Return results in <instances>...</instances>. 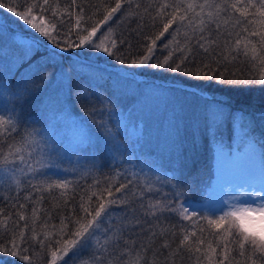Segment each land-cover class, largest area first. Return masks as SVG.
Masks as SVG:
<instances>
[{"label":"snow or ice","instance_id":"obj_1","mask_svg":"<svg viewBox=\"0 0 264 264\" xmlns=\"http://www.w3.org/2000/svg\"><path fill=\"white\" fill-rule=\"evenodd\" d=\"M0 10L13 14L39 34L24 40L12 79L0 73V96L11 94L20 109L17 112L15 105L11 109L0 106V189L9 193L20 189L16 196L30 189L23 196L27 203H12L11 196H0L15 209L6 213L0 208V254L34 264L32 256L38 244L42 253L50 255L46 264H69L85 252L88 258L81 264H177L176 257L181 253L187 254L193 264H264V147L257 158V144L249 132H245V152L237 160L241 183L234 185L236 194L224 202L218 214H198L187 201H181L183 181L176 170L170 178L157 177L155 182L149 178L140 183L138 177L134 179L135 173L121 170L118 162L113 171L116 183L112 176H105L103 184L93 181L95 190L86 200L80 198L78 208L63 199L71 210L67 215L60 214L56 225L52 220L59 204L51 210L41 205L46 192L52 195L54 190L59 191L61 198L75 192L73 181L52 178L58 172L51 157L59 153L63 141L58 142L53 135L50 143L46 137L52 126L32 127L23 108L49 81L44 74L46 66H61L70 59L72 49L104 54L106 62L126 69L125 77L147 69L170 74L173 80L197 82L192 86L201 89L211 84L264 89V0H0ZM125 24H135L131 33L147 41L139 50L118 32ZM147 27L159 31L144 35ZM41 49L44 55L33 64V57ZM25 62L28 66L20 72ZM60 71L68 81L69 95L87 113L95 115L96 103L104 102L95 90L99 85L74 73L77 80L73 87L72 76L63 68ZM226 106L227 99L213 96L205 100L204 120L209 129L225 122ZM61 113L67 115L63 104ZM232 118L241 122L246 119L242 112L232 114ZM73 127L66 147L81 151L101 142L83 124L74 122ZM97 127L103 132V147L118 161L124 153L116 135L103 121ZM95 161L94 152L89 161L92 168H97ZM157 182L160 186L154 187ZM165 185L169 188L166 193L162 191ZM172 218H178L177 224L166 223ZM184 221L192 230L181 226ZM37 227L46 230L41 239ZM141 235L146 242L134 238ZM178 235L182 238L173 248ZM157 240L161 241L159 251L153 247ZM0 264L6 261L0 260Z\"/></svg>","mask_w":264,"mask_h":264},{"label":"rangeland","instance_id":"obj_2","mask_svg":"<svg viewBox=\"0 0 264 264\" xmlns=\"http://www.w3.org/2000/svg\"><path fill=\"white\" fill-rule=\"evenodd\" d=\"M12 20L13 22L9 25L0 20V36H3L0 38V73L7 75L8 79L19 63L18 58L21 54L13 57L14 55L7 56L6 53L1 51L10 42L18 41L21 44L19 45L22 52L24 40L33 35L27 32L19 34L20 30L31 29L27 28L24 22L19 21L14 15ZM4 24L10 26L7 33ZM95 58L83 61L88 64V69H90L87 76L92 79L94 84L99 86H102L106 79L113 80L114 91L117 93L116 99H112L110 102L111 107H102L105 110L104 117L101 114L102 108L96 104V113L92 115L93 118H86V115H84L86 110L82 105L75 102L74 96L69 95L68 81L65 76L61 75L60 71L62 66H54L58 69L56 75L42 85L44 88L37 95H34L23 105L25 117L32 127L43 129L51 125L52 128L49 129L46 138L51 143V139L55 135L58 142L63 141L59 144V153L51 157L56 164L54 171L58 172V175L52 178H66L69 180L68 176L73 173H80V170L84 167L89 168L87 163L92 160L94 152L96 153L95 162L97 165H100L101 162L104 163L103 159H105V162L115 161L112 159V154L103 147V132L97 127L101 121L108 128H111L116 135L117 141L122 146L121 151L124 153V156L121 157H123V160L128 161L129 168H133V163L140 162L142 159L144 162L142 164L143 169L150 168V159L165 166L171 165L169 158L173 154L175 146L181 143L180 117L186 109L196 107L197 103L185 100L178 92L174 94L172 90L164 91L152 89L151 87L145 89L143 82L146 81V77L144 75L136 74L132 77H125V68L111 65L108 62L97 61ZM67 69L63 68L64 72L72 76L69 66ZM78 73L80 74V72ZM104 74L111 76V78H104ZM203 96H207V94ZM203 101L205 102V100ZM62 104L67 109V115L61 113ZM7 105L10 107L9 109L13 107L11 103ZM16 108L19 112V105ZM27 109L35 110L36 113L33 114ZM198 109L199 106L196 110ZM228 111L226 107L225 112ZM96 114L99 117L101 116L99 120ZM34 120L38 122L32 123ZM74 122L91 129L95 137L101 138V142L94 146H85L84 150L81 151H74L71 147H66L68 140L72 138L74 133ZM224 123L220 125V128L225 127ZM235 123L234 127L236 128L238 122ZM240 129H243L242 133L237 134L239 130H236L230 147H227V144H218L215 148V179L211 188H207L205 201L201 202L206 208L213 211L224 208V202L228 201L230 196L236 194L234 185L241 183L237 160L245 152L244 140L246 137H243V134L246 131L248 132V127ZM41 148L45 152L47 151L43 145H41ZM260 149L257 145V158ZM103 153H105V158L102 155ZM45 159L48 160L47 155H45ZM68 171L73 173H65ZM225 210L227 209L225 208Z\"/></svg>","mask_w":264,"mask_h":264},{"label":"trees","instance_id":"obj_3","mask_svg":"<svg viewBox=\"0 0 264 264\" xmlns=\"http://www.w3.org/2000/svg\"><path fill=\"white\" fill-rule=\"evenodd\" d=\"M95 2L96 0H92V3ZM119 16L120 13H117V17ZM12 18L13 14L7 13L6 10H0V20H3V22L9 25L13 22ZM6 24L4 25L7 28V33L10 30V26ZM135 26V24H132L130 26L127 24L122 25L121 28L118 29V32H123L124 38L128 39L133 45L136 46L137 50H139V46L147 43V41L143 36L137 37L134 33H131V29L135 28ZM158 31L159 28L147 27L144 29V35H153L155 33H158ZM23 32H27L28 34L30 33L37 36L39 35L38 33H34V30L28 29H24V31L20 30L19 34H24ZM2 37L3 36H0V38ZM19 37L21 38V36ZM159 43L160 42H157V47H159ZM19 44L20 43L18 41H14L12 43L10 42L7 46L5 45L4 50H2L1 52L6 53L7 56L14 55L13 57H16L22 53L20 48L21 44ZM166 54L167 53H163V55ZM42 55H44L43 49H41V51L36 53V55L33 57V64L35 63V61L39 60ZM69 55L70 59H65L61 66L64 69H67V67L69 66V69L72 72L73 87H75L74 84H76L77 80V76L74 73L80 72V74H82L83 76H87V72L90 71L87 66L88 64L83 62L85 59L91 60L96 57L95 59L97 61L106 62L104 54L99 52L94 53L84 49H72ZM161 58H163V56H161ZM107 59L110 61V58ZM108 63L114 66H120L118 64H115V62ZM27 66L28 64L27 62H25L23 67L20 68V72L22 70L24 71ZM57 70L58 69L55 68L53 64H48L44 69V74L51 78L56 75ZM12 73H16V68H14ZM137 74L144 75L146 77V81L143 82V84H145V89H150L151 87L152 89H160L164 91L172 90L174 94L178 92V94L182 98H184L185 100L193 101V103L195 102L197 103V106H199L198 110H196L197 106L193 107L192 109H186L180 117V132L182 133L181 143H178L175 146L174 152L169 158V161L172 164L165 166L150 159V168L147 167V169H143L142 164L144 162L142 159L140 162L133 163V168H129V164L125 163L123 157L120 156L118 161L110 160L111 162H105V159H103L104 163L101 162L100 165H97V168H92L91 165L87 163L89 168L84 167L82 170H80V173L77 174L70 171L65 172L73 173L67 178H70L69 180L73 181L72 187L75 189V192H70L68 196L63 198L59 196V191L54 190L52 195H49L46 192L44 193L46 199L41 205L42 208L51 210L53 209L54 205L59 204L58 207H55V218L52 220L53 224L59 225V215H67L71 210L69 207H66L62 203L63 199H68L69 205L76 206L78 208L80 198L83 196L86 200L87 195L95 190L93 181L100 180L103 184L105 176H112V182L116 183V178L113 175V171L118 162L121 170L127 169L130 173H135L136 177H134V179L138 177L140 183H144L146 179L149 178L154 182L156 181L157 177L163 179L165 176H167L170 178L174 174L173 170H176V174L179 175L180 180L183 181L182 191L184 192V195L181 197V201H187V206L190 207L191 210L196 211L198 214L202 213L205 216H208L210 214H218L219 211H213L209 208H206L201 203L203 202V200L205 201L207 188H211L215 179L216 145L221 144L220 142L222 141V144H227V147H230L232 145L234 134H236V130H239L237 134H240L243 130L240 128H243L245 127L244 125H246V128L248 127V132L250 133V135L255 138L256 144L260 148L264 147V89L255 86L248 88H234L228 86H218L215 84H211L208 87L201 89L192 86L197 82L189 81L185 78H178L176 80H173L170 74L161 75L160 73L154 72L153 70L146 69L144 71H137ZM17 75L19 74L17 73ZM104 75V78H111V76H108L106 74ZM11 79L12 75L9 77V80ZM110 80L111 79H106V81L103 82L102 86H99L95 89L101 100L104 101L103 103H96L100 108L108 106L111 107V100L116 99L117 93L114 91L115 86L112 83L113 80ZM161 87H163L164 89ZM188 87H191L193 89L189 90ZM42 88L44 87L41 86V89ZM199 91L207 93V96L211 97L203 96V94H200ZM106 96H110L111 99H107ZM213 96H215L216 100L227 99L226 107L228 108V110H230V112H226L227 119L224 123L225 127L223 129L220 128V126H213L211 129H209L206 126L204 120L205 102L203 100L210 101ZM15 102L16 101L11 96V94L0 96V106L10 108L7 104L11 103V105L14 106ZM27 110L33 114L36 113L35 110ZM104 111V108H102L101 114L103 117L105 116ZM241 112L246 118L245 121L241 122L239 119H236L234 121L232 118V114H237L238 116V114ZM84 115H86V118H93L92 114H89L87 112ZM100 117L99 115H97L98 120ZM235 122H238V127L236 128L234 127L236 125ZM132 124L135 125L134 123ZM243 137H245V133L243 134ZM102 155L104 158L106 157L105 153H103ZM171 183L175 184L176 181L172 180ZM159 186L160 185L158 182L154 183V187ZM29 190L30 189H25V191L20 192L19 196H16L15 192L20 191V189H16L12 193H9L6 189H0V196H11L12 203H27L26 201H24L23 196L25 192ZM162 191L165 193L168 192V186L165 185L162 188ZM69 197H74V199ZM0 208H4L6 213L9 211H15V209H12L11 203H9L7 199L0 200ZM30 211L31 205L29 204L28 212L30 213ZM177 219L178 218H172L166 221V223L169 225H175L177 224ZM23 223L24 222H21V225ZM28 223L31 227V216L28 217ZM181 226H187L189 230H192V226L189 225L187 221L182 222ZM0 231H2V228H0ZM45 231V229L37 227V233L39 234L38 239L43 238V234ZM3 238L6 239L7 235L5 234ZM134 238L138 240H145V237L142 235ZM181 238L182 236L178 235V237L175 239V243L173 244V248H175V245L179 243V239ZM160 243L161 241L157 240L153 244V247L157 251L160 250ZM204 247H206V245ZM219 251L220 249L218 248L217 252L219 253ZM29 254L32 255V253ZM164 255H167V251L164 252ZM71 256L72 254L69 253V257ZM149 256H151V253H149ZM181 256H183V259H181ZM181 256L176 257L177 264H193V261H190L187 258V254L181 253ZM69 257H65V259L68 260ZM32 258L34 260V264H46V262L50 260V255L42 253L37 244L35 248V255H33ZM87 258L88 253L85 252L80 258H75L74 262L72 260H69V264H81V260H86ZM217 259H219V257H217ZM0 260L6 261V264H13V262H15V264H26V262L19 260L18 257L4 256L3 254H0ZM162 261L163 257H161V262ZM204 264H207V262L205 261Z\"/></svg>","mask_w":264,"mask_h":264}]
</instances>
